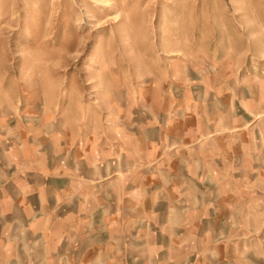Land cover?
<instances>
[{"label":"rangeland","instance_id":"1","mask_svg":"<svg viewBox=\"0 0 264 264\" xmlns=\"http://www.w3.org/2000/svg\"><path fill=\"white\" fill-rule=\"evenodd\" d=\"M0 264H264V0H0Z\"/></svg>","mask_w":264,"mask_h":264}]
</instances>
